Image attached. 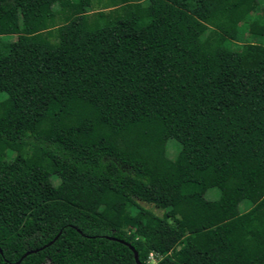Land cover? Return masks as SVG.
Listing matches in <instances>:
<instances>
[{
    "label": "trees",
    "instance_id": "trees-1",
    "mask_svg": "<svg viewBox=\"0 0 264 264\" xmlns=\"http://www.w3.org/2000/svg\"><path fill=\"white\" fill-rule=\"evenodd\" d=\"M243 21L261 37L264 5L0 0V264H264V46L225 43Z\"/></svg>",
    "mask_w": 264,
    "mask_h": 264
},
{
    "label": "rangeland",
    "instance_id": "rangeland-1",
    "mask_svg": "<svg viewBox=\"0 0 264 264\" xmlns=\"http://www.w3.org/2000/svg\"><path fill=\"white\" fill-rule=\"evenodd\" d=\"M257 3H258V6L260 7V6L264 5V0H257ZM96 8H97V6L90 7L88 9L87 14L90 15L91 13H93L96 10ZM53 9H57V6L54 5ZM256 16H258V12H256V11L252 12L251 14L248 15L247 20H249L253 17H256ZM246 23H247L246 21L245 22L243 21V22L239 23L237 26L239 33L242 36V39L240 40V42L225 41V43H227V45L229 47H233V48L238 47L239 45H241L242 42H253L255 44H259V45L264 46V34L261 37L250 36L246 30ZM52 31H53V28L47 29L45 31V34L51 40H53ZM14 38H15V35H13V34L0 36L1 41L13 40ZM2 96L3 95L0 94V98ZM177 149H178V144L174 140L168 139L166 141V154L168 157H170V158L173 157L174 154L176 153ZM56 178H58L57 175L53 174L51 177V180L55 183L57 181ZM217 196H218V189H216L215 187H211V188L206 189V191L204 193V197L207 199H215V198H217ZM138 204H140L143 208L151 211L152 213H154L156 215H160L162 213V210L155 208L150 204H146L143 202H138ZM240 208H241V206H240ZM244 208H245V206H243L241 209H244ZM150 261H151L150 263H154V260H150Z\"/></svg>",
    "mask_w": 264,
    "mask_h": 264
},
{
    "label": "water",
    "instance_id": "water-1",
    "mask_svg": "<svg viewBox=\"0 0 264 264\" xmlns=\"http://www.w3.org/2000/svg\"><path fill=\"white\" fill-rule=\"evenodd\" d=\"M130 249H131V251L133 252V260H134L135 264H140L139 261L137 260L136 252L132 249L131 246H130ZM27 253H29V251H27L25 254H27ZM25 254H24V255H25ZM24 255H23V256H24Z\"/></svg>",
    "mask_w": 264,
    "mask_h": 264
},
{
    "label": "clouds",
    "instance_id": "clouds-1",
    "mask_svg": "<svg viewBox=\"0 0 264 264\" xmlns=\"http://www.w3.org/2000/svg\"><path fill=\"white\" fill-rule=\"evenodd\" d=\"M151 258H152V256H151V254H149L148 259H151Z\"/></svg>",
    "mask_w": 264,
    "mask_h": 264
}]
</instances>
